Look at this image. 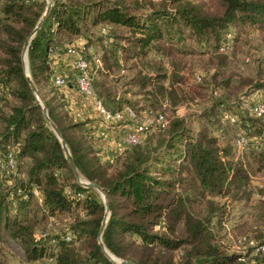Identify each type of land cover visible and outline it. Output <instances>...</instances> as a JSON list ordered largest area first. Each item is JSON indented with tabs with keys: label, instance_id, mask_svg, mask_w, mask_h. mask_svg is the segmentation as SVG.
<instances>
[{
	"label": "trees",
	"instance_id": "1",
	"mask_svg": "<svg viewBox=\"0 0 264 264\" xmlns=\"http://www.w3.org/2000/svg\"><path fill=\"white\" fill-rule=\"evenodd\" d=\"M44 7V0H0V155L20 142L22 159L11 182L0 169V244L10 237L23 247L27 261L41 264H113L97 242L103 200L76 182L23 74L22 45ZM104 27L109 28L106 35ZM260 30L264 0H53L30 41L28 67L78 169L105 191L110 214L102 239L117 256L136 264H248L217 240L211 221L224 203L212 198L252 194L250 175L264 168V123L262 117L237 114L222 97L213 96L195 112L196 130L176 115L154 150L147 138L125 147L110 163L102 161L87 121L69 113L53 85L52 55L63 53L74 38L84 39V47L94 48L100 59L95 72L91 69L98 98L112 112L131 107L142 119L150 111L164 113L165 100L175 106L203 96L198 95L203 94V76L190 82L184 71L193 54L189 43H206L207 50L220 54L227 33L233 45L238 32L248 36ZM163 58L170 60L171 74ZM253 86L263 92L264 103V82ZM228 115L237 121L230 122ZM232 128L248 138L246 153L238 151L235 138L231 142ZM254 136L260 140L251 141ZM34 186L37 200L32 199ZM201 201L206 208L194 205ZM59 213L69 216V240L42 228ZM38 228L46 234H38ZM184 245L181 258L174 260L172 251ZM250 254V264H264V253Z\"/></svg>",
	"mask_w": 264,
	"mask_h": 264
},
{
	"label": "rangeland",
	"instance_id": "2",
	"mask_svg": "<svg viewBox=\"0 0 264 264\" xmlns=\"http://www.w3.org/2000/svg\"><path fill=\"white\" fill-rule=\"evenodd\" d=\"M44 1L46 5V0ZM151 1L158 4L163 0ZM249 33L250 34L246 36V33L238 32L235 44H231L230 49L220 52V54L223 55L215 54L216 52L213 50H207L209 48L206 43L198 46L195 44L192 46L190 43L188 44L190 49L193 50V54L186 58V70L184 71L185 74L187 73L186 76L188 80L190 79V82H194L193 79L195 75L203 76V80L200 82L202 83L203 89L201 93L203 94H198L203 96H197L194 103L189 101L187 102L188 104L180 103L177 104V106H173L169 100H165L167 103L164 114L168 120L176 115L185 117L187 119L186 123H189L190 129L196 130L200 126V122L195 119V112L208 106L213 96L222 97V99L234 108L233 110H235L237 114H240V112L243 114L246 113L244 111L246 103L262 99L263 92L254 88L253 85L256 82H264V30H260L259 32L252 31ZM85 50L88 58L93 62L96 56L94 48L89 47L85 48ZM162 62L166 71L171 74L170 60L163 58ZM168 82L170 81L165 80L164 84L167 86ZM226 82L229 83V86L228 83L225 84ZM129 97L132 98V95ZM136 97L140 96L138 95ZM260 119L261 122L264 123V116ZM95 121V126L97 127L98 120ZM96 127L93 129L89 127L90 139L96 144L98 155L102 161L110 163L115 157L114 155H110V152L113 151L114 148L112 146L108 148L109 146L107 147L104 140L102 141L100 137H94ZM237 132L236 128H232L230 135L231 142L236 137ZM165 135L164 130L156 132L148 137L146 143L149 145L150 149L154 150L153 147H156L160 138H163ZM254 137L250 138L251 141L260 140L258 137ZM247 150L248 149L242 150L241 154L246 153ZM158 152H160L159 149L153 151L151 154H157ZM156 166H159V164L156 163ZM176 168L179 170L180 167L178 164H176ZM5 177H7L10 182L16 179L15 175ZM249 187L252 194L247 197L244 196L243 198H236L233 200L230 196H214L212 198L214 202L218 204L224 203V206L221 212L218 210V216L213 217L211 221V228L217 240L221 241L228 251L237 252L240 253L241 256H244L241 259L245 260L248 264L252 262L253 256L250 254L252 248L246 240L242 239V236H246L247 239L264 241V202L261 201H264V168L250 175ZM95 191L101 197L100 193L97 190ZM36 197H38V195H34L32 199L37 200ZM194 205L198 209L206 208L205 202L203 201L195 202ZM218 218H220V220ZM68 226V214L59 213L50 216L47 220V224H44L42 228H51L50 234H65V232L68 231ZM42 228H38L37 232L40 231L38 234L42 233ZM77 244V242L74 243V245ZM0 245L2 246V251H0V264H41L40 261H27L23 247L10 237H7L5 242ZM184 247L185 245L172 251L174 260H179L181 258Z\"/></svg>",
	"mask_w": 264,
	"mask_h": 264
},
{
	"label": "built area",
	"instance_id": "3",
	"mask_svg": "<svg viewBox=\"0 0 264 264\" xmlns=\"http://www.w3.org/2000/svg\"><path fill=\"white\" fill-rule=\"evenodd\" d=\"M109 28H102V34L106 35ZM231 33H227L226 42L221 47L222 51L228 50L231 47ZM66 53L73 55V77L75 79V86L77 91L86 99L92 102L96 113L101 117L102 121L106 125H113L128 119L133 122L132 128L127 130L123 135V142L126 146H133L142 144L149 135L163 131L168 124V119L163 112L153 113L150 111L149 116L142 119H137L135 111L131 107H125L121 111L112 112L107 109L102 101L98 98L96 92L92 86V74L88 56L84 45L74 46L68 44L66 46ZM196 80L200 79L199 75H195ZM53 85L60 88L67 84L66 77L63 74H56L52 78ZM1 92V88H0ZM245 112L253 117L264 116V103L261 100L248 102L245 104ZM227 118L230 122H236L237 118L232 115H228ZM234 144L238 151L243 150L248 144V138L245 136L244 131H240L234 139ZM20 150V142H13L7 146L6 151L0 155V169L7 176L18 175L20 164L22 159L18 158V152ZM21 188H17V192H20ZM32 193L39 195V190L36 186L32 187ZM69 191V190H68ZM10 198L13 197L12 192L9 193ZM81 195V194H80ZM23 196H27V192H23ZM51 223V222H50ZM42 236L46 234V231L41 233ZM71 235L66 232L64 239L69 240ZM242 239L246 240L252 248L253 254L264 253V241L257 239H247L246 236H242ZM51 259V257H49Z\"/></svg>",
	"mask_w": 264,
	"mask_h": 264
},
{
	"label": "crops",
	"instance_id": "4",
	"mask_svg": "<svg viewBox=\"0 0 264 264\" xmlns=\"http://www.w3.org/2000/svg\"><path fill=\"white\" fill-rule=\"evenodd\" d=\"M84 43H85L84 39H82L81 37H76L73 39L71 43H68V44H72V45L81 44L82 45ZM50 64L52 68V74H51L52 78L56 74H63L66 77L67 84L64 87H60L58 89V93L60 94L62 101H64L66 105L65 107L67 108L69 113L72 116L78 117L81 120H86L88 128L90 127L92 129L96 127L95 120H98V126L95 129L94 137H100L102 141L104 140L107 147L109 146L108 148H110L111 146L114 148L113 151L110 152V155L116 156L120 154L122 150L125 147H127L125 143L123 142V135L127 130L132 128L133 122L128 119H125L113 125H106V123L102 121L101 117L96 113L92 102L89 100H86L77 91L76 86H75V79L73 77V69H72L73 55L67 54L66 49L64 50L63 53L53 54ZM99 66H100V59L98 58V55L96 54L94 61L93 62L91 61L90 67L95 72L94 67H99ZM129 96L131 95L128 94L127 97ZM132 98L137 99L139 97L132 95ZM166 103L167 101L163 102L162 104L163 108L166 107Z\"/></svg>",
	"mask_w": 264,
	"mask_h": 264
},
{
	"label": "water",
	"instance_id": "5",
	"mask_svg": "<svg viewBox=\"0 0 264 264\" xmlns=\"http://www.w3.org/2000/svg\"><path fill=\"white\" fill-rule=\"evenodd\" d=\"M52 6H53V0H46V5L44 7V10H43L41 16L39 17L38 21L36 22L34 28L27 35V37H26V39L22 45L20 56H21L23 74H24V77L28 83V86H29L32 94L35 96L38 104L42 108L43 117L45 118V120L49 124L50 128L53 130L54 134L56 135V137H57V139L61 145V149L63 151V154H64L65 158L67 159V162H68L69 167H70V169H71V171L75 177L76 182L80 186L97 190L101 195V198H102L103 203H104V212H103L102 219H101V222H100V225L98 228V232H97V242H98L102 252L113 264H136L132 259L122 258V257L117 256L116 254H114L112 251H110L106 247V245L102 239V234H103V230L106 226V223H107V220H108V217L110 214V208H109V204H108V200H107L105 191H104L103 187L98 182L88 179L78 169V166L76 165V163H75V161L71 155L70 149L68 148L60 130L58 129L56 124L50 119V117L48 115V109H47V106L45 104V101H44L43 97L41 96V94L39 93L38 88L36 87V85L32 79V76L30 74V71H29L28 48H29L30 41L32 40L34 35L37 33L38 29L41 27L42 23L44 22L47 15L49 14Z\"/></svg>",
	"mask_w": 264,
	"mask_h": 264
}]
</instances>
